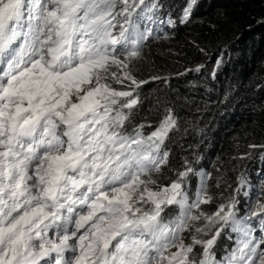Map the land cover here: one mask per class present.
I'll return each mask as SVG.
<instances>
[{"label":"snow or ice","instance_id":"1","mask_svg":"<svg viewBox=\"0 0 264 264\" xmlns=\"http://www.w3.org/2000/svg\"><path fill=\"white\" fill-rule=\"evenodd\" d=\"M164 24L175 21L160 0H0V264H264V205L251 210L244 173L208 213L211 174L193 161L154 179L174 108L147 134L151 124L128 130L148 83L133 62ZM222 233L233 247L217 259Z\"/></svg>","mask_w":264,"mask_h":264},{"label":"trees","instance_id":"2","mask_svg":"<svg viewBox=\"0 0 264 264\" xmlns=\"http://www.w3.org/2000/svg\"><path fill=\"white\" fill-rule=\"evenodd\" d=\"M220 58L224 64L213 77ZM138 61L135 76L148 83L132 119L142 117L154 129L165 107L174 108L180 132L170 149L173 178L185 160L213 171L206 211L212 213L235 194L240 171L248 169L251 180L264 171V159L250 147L264 145V3L198 0L187 24L149 43ZM198 129L205 134L200 139Z\"/></svg>","mask_w":264,"mask_h":264},{"label":"clouds","instance_id":"3","mask_svg":"<svg viewBox=\"0 0 264 264\" xmlns=\"http://www.w3.org/2000/svg\"><path fill=\"white\" fill-rule=\"evenodd\" d=\"M262 1L264 3V0H262ZM197 2H198V0H195V5L193 7L192 14H193V12L195 10V7L197 5ZM188 3H189V0H187L185 4H182V1L181 0H164L163 3H162V5H163V12L166 13L167 15H170L171 16V18L175 21V26L174 27H169V26H167V24H164V25L161 26V30L157 31L155 33V35L158 36V37H160V36L166 35L167 32H176L177 30L182 29L187 24V22L190 20V18L192 16V14H191L190 18L187 20L186 23H180V17L183 15L184 8L188 5ZM164 18L166 19V17H164ZM156 39L150 40V42H148V44L151 43L152 41L156 40ZM144 49H143V51H144ZM138 60L139 59H137L136 61L133 62L134 63V66H133V73H134V75H135V72L134 71H136V67L139 68V66H140V64L138 63L139 62ZM197 68L198 67H195L194 70H196ZM187 71H189V69L183 70L181 73H178V74H175V75L184 74ZM110 82L112 83V86L114 88H117V89H120V90H123L124 89V85L116 84L113 81H110ZM138 118H139V121H138ZM138 118L132 119L131 123H129L127 125L129 131L132 130V127L134 125H138V124H141L142 123V119H141L142 117H138ZM152 130L153 129H150V128L146 127L145 128V133L147 134L148 132H150ZM179 132H180V130H179V127H178L177 130H175V131H173V132L170 133V139H168L166 141L165 149L170 154L169 159L172 156V150L170 151V149L173 146L174 139L177 137L175 135L177 133H179ZM197 135H198V137L200 139L205 134H203V130L198 129L197 130ZM213 144H214V142L210 139V142H209L208 145H210V147H213ZM260 147L262 149H261V151L257 152V157H261V154H264V145L263 146H260ZM256 148H259V147H256ZM182 156H185V155H182ZM198 167H196V168H198ZM198 169H201V168H198ZM203 169L206 172H208L207 171L208 169H205V168H203ZM208 173H210L211 175H213V171H211V170ZM241 173H244L249 178V180L251 182V185H252V187L250 189L251 197H252L251 210L253 212H256L257 210L260 209V207L262 205H264V195H260V196H257L256 195V193L261 190L260 181L264 180V171H262L259 174L255 175V177L252 180L250 179V174L248 173V169H245L244 171H240V173L238 174V176H240ZM154 179H156L157 182H158V184H161V185H166V184L170 183V181L172 179H174L173 178V175H172V167L169 164V162H168V165L163 168L162 174H156V175H154ZM211 180H212V178L209 179V181H211ZM196 184H197V179L195 177H193L192 178V181H191V192L192 193H194V191H195ZM237 184H238V182H237V178H236V180L232 183V185L234 187V189H233L234 193H235V189L237 188ZM238 199L240 200L239 207L241 209V214H243V212L245 210V207H246V205L248 203L249 197L244 196V194L242 192L240 194V196L238 197ZM209 204L201 205V208H203L205 206L203 208V210L204 211H207L209 209ZM216 204H217V202L215 203V205ZM219 204H221V203H219ZM145 207H147V205H145ZM176 211H178V210H176L174 208H171V207L168 209V212L173 213V214H175ZM261 215H264V212H261ZM202 222L203 221H200V222H197V223H202ZM214 230L215 229H213V231ZM184 236H185V243H191V235L186 232V233H184ZM203 238L204 239H207L209 237L208 236H204ZM234 239H235V237H233V240ZM232 247H233V242L231 240H229L225 234L222 233L221 237L218 238L217 245H216V247L214 249V251L216 252L217 259H219L222 255H224V253H225L226 250H230ZM171 251L174 252V251H176V249L173 248V249H171ZM200 252H201L200 246H196L194 248V253H195L197 259H199V253Z\"/></svg>","mask_w":264,"mask_h":264},{"label":"rangeland","instance_id":"4","mask_svg":"<svg viewBox=\"0 0 264 264\" xmlns=\"http://www.w3.org/2000/svg\"><path fill=\"white\" fill-rule=\"evenodd\" d=\"M163 1H164V0H160V3L162 4ZM157 52H158V55H159V56H162V49H158ZM169 54L172 56L171 53H169ZM255 148H256V147H254L253 149H255ZM257 149H258V152H259V151H261L262 148L259 147V148H257Z\"/></svg>","mask_w":264,"mask_h":264}]
</instances>
